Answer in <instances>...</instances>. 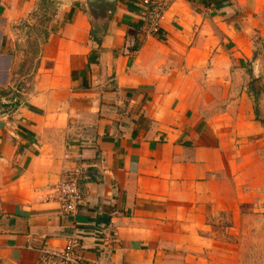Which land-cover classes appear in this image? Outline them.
<instances>
[{
  "label": "crops",
  "instance_id": "obj_1",
  "mask_svg": "<svg viewBox=\"0 0 264 264\" xmlns=\"http://www.w3.org/2000/svg\"><path fill=\"white\" fill-rule=\"evenodd\" d=\"M167 1L163 40L140 43L139 0H120L106 31L83 0H60L29 89L0 107V264H38L40 250L73 239L81 264H209L220 242L202 206L217 201L224 159L209 129L253 109L218 67L221 43L243 38L239 19H224L255 28L264 0ZM36 2L0 0V52ZM13 61L0 55L3 87ZM217 95L226 110H213ZM76 170L83 205L66 216L55 191Z\"/></svg>",
  "mask_w": 264,
  "mask_h": 264
},
{
  "label": "rangeland",
  "instance_id": "obj_2",
  "mask_svg": "<svg viewBox=\"0 0 264 264\" xmlns=\"http://www.w3.org/2000/svg\"><path fill=\"white\" fill-rule=\"evenodd\" d=\"M61 4L60 0H37L34 16L4 30L0 55L12 57L14 64L7 86L0 84V107L14 108L23 91L29 89L41 46L51 30V16ZM45 11L49 16H44ZM237 17L224 20L232 23L239 19L243 38L221 43L229 60L226 66L218 67L226 72L229 89L239 91V96L245 94L253 109L250 119L244 114L240 120L237 112L230 110L232 120L225 119L218 132L209 129L219 144L222 141L219 150L224 158L223 168L214 175L217 201L202 206L213 228L207 237L220 242L216 249L208 250L209 264H264V125L254 115V98L258 96L259 119L264 122V17L257 15L255 28ZM138 32L140 43L153 37L145 28ZM231 45L238 49L232 50ZM225 86L215 83L213 88L224 93ZM217 96L220 104L213 110H226L227 99Z\"/></svg>",
  "mask_w": 264,
  "mask_h": 264
},
{
  "label": "built area",
  "instance_id": "obj_3",
  "mask_svg": "<svg viewBox=\"0 0 264 264\" xmlns=\"http://www.w3.org/2000/svg\"><path fill=\"white\" fill-rule=\"evenodd\" d=\"M144 9V27L152 35H158L162 31L168 11L167 0H140ZM83 175L76 170L71 175L64 177L56 188L54 201L58 202L66 216H75L83 205V197L80 185ZM38 264H81V245L73 239L59 251L43 248L39 251Z\"/></svg>",
  "mask_w": 264,
  "mask_h": 264
},
{
  "label": "water",
  "instance_id": "obj_4",
  "mask_svg": "<svg viewBox=\"0 0 264 264\" xmlns=\"http://www.w3.org/2000/svg\"><path fill=\"white\" fill-rule=\"evenodd\" d=\"M92 23L96 26L112 24L115 21L116 7L120 0H83Z\"/></svg>",
  "mask_w": 264,
  "mask_h": 264
},
{
  "label": "trees",
  "instance_id": "obj_5",
  "mask_svg": "<svg viewBox=\"0 0 264 264\" xmlns=\"http://www.w3.org/2000/svg\"><path fill=\"white\" fill-rule=\"evenodd\" d=\"M106 28H107V24H106L105 27H104V30H105V31H106ZM103 32H104V31H103ZM96 33H97V30H96L95 32H93V35H96ZM104 33H105V32H104ZM162 35H163V33H162V31H161L158 35H155L154 37L163 40V39L161 38ZM93 39H94L96 42H99L98 39H95L94 37H93ZM254 96H255V95H254ZM254 99H255V116H256L257 122H259L261 125H264V122L261 121V120L259 119L258 96H255Z\"/></svg>",
  "mask_w": 264,
  "mask_h": 264
}]
</instances>
